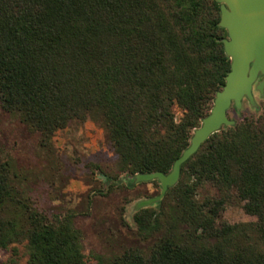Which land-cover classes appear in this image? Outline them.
Returning a JSON list of instances; mask_svg holds the SVG:
<instances>
[{"label":"trees","instance_id":"obj_1","mask_svg":"<svg viewBox=\"0 0 264 264\" xmlns=\"http://www.w3.org/2000/svg\"><path fill=\"white\" fill-rule=\"evenodd\" d=\"M219 21L215 0H0V106L41 147L91 121L118 173L166 175L229 72ZM205 186L216 196L201 197ZM232 199L255 221L220 222ZM74 219L31 206L0 164V250L24 244L27 264H86ZM133 221L152 245L97 264H264V114L211 135Z\"/></svg>","mask_w":264,"mask_h":264},{"label":"rangeland","instance_id":"obj_2","mask_svg":"<svg viewBox=\"0 0 264 264\" xmlns=\"http://www.w3.org/2000/svg\"><path fill=\"white\" fill-rule=\"evenodd\" d=\"M255 107L242 101L240 110L231 108L228 118L238 123L264 114V93L253 92ZM181 112L176 110V121ZM7 163L11 183L18 195L48 216L75 215L74 224L82 233L86 264H97L125 249L145 251L133 221L135 205L159 196V185L133 184V178L118 173L116 156L104 129L91 121H73L58 131L49 147H41L39 135L22 123L17 114L0 106V164ZM201 197L216 196L205 186ZM156 204L148 208H155ZM220 222H254L232 199L221 213ZM24 244L0 250V264H27Z\"/></svg>","mask_w":264,"mask_h":264},{"label":"water","instance_id":"obj_3","mask_svg":"<svg viewBox=\"0 0 264 264\" xmlns=\"http://www.w3.org/2000/svg\"><path fill=\"white\" fill-rule=\"evenodd\" d=\"M219 4V27L226 31L222 39L223 50L230 60V69L224 86L215 94L210 113L202 119L193 132L189 147L174 162L168 174L152 173L133 177V184L158 181L160 194L135 205L139 211L159 202L168 188L179 180L181 166L200 146L222 128L231 127L235 121L227 116L233 108L240 110L247 100L255 107L253 92L264 93V0H215Z\"/></svg>","mask_w":264,"mask_h":264}]
</instances>
